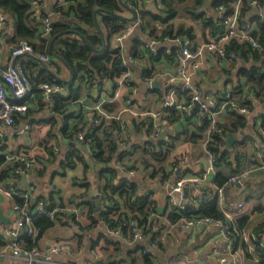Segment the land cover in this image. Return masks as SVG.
<instances>
[{
	"label": "crops",
	"instance_id": "1",
	"mask_svg": "<svg viewBox=\"0 0 264 264\" xmlns=\"http://www.w3.org/2000/svg\"><path fill=\"white\" fill-rule=\"evenodd\" d=\"M39 2L40 11L42 9L43 12L49 14L52 12V6L55 5L54 2L56 0H39ZM143 2L147 9L153 10L154 5L152 3L148 2V0H143ZM201 11L204 15L214 14V9L209 4ZM160 13L164 14L163 12ZM259 14L264 16V6L260 4L257 7H250L247 17L250 19L251 16H258ZM122 15L128 18L131 16V13L123 8ZM34 19L38 23V31L42 32L40 18L34 17ZM193 22L191 16L178 12L173 19L158 26L153 36L159 37L162 30H169L174 34L175 29L181 23L185 27L192 28V37L194 38L192 40V47H194V45H197L199 39L197 37L198 27L195 28L192 25L194 24ZM167 24H171V26L166 28ZM245 26V29H241L249 31L255 27L254 23L250 24L248 22ZM12 27V22L7 17V22L3 27L4 33H0V65L2 66L12 61L20 62L25 56L20 55L16 58L10 56L11 47L15 45V43L12 45L13 41L10 38L13 33ZM167 37L166 35L163 40L157 41L156 49L164 48L168 50V48L178 47L182 44L180 39H184V36H181L177 40ZM149 39L150 37L141 34L140 30H136L123 41L121 49L124 54L134 51L143 55L146 52L143 44L148 42ZM44 56L47 60L41 61L37 56L38 60L47 64L50 62L48 71L51 75H55L53 73L55 65H52L51 62L56 63L58 61L51 55ZM263 61L264 57H258L248 62L241 61L242 63L238 66H235L233 63L219 65L213 56L206 55L202 59L200 67L193 71V86L199 90L202 97H210L214 101H218L224 95L229 94L231 99L235 100L237 104L244 101L252 102L253 110L244 114L236 111L226 112L220 117L219 121L221 123L228 124L233 120L234 115H245L247 122L243 128H238L234 132H227L223 136L221 149L226 150L228 155L225 159L218 162V166L213 167L214 170L208 173L206 179L200 184L199 189L195 190L192 185L184 186L181 189L183 193L182 198L192 203L195 207L201 202V199L207 200L210 196H214L217 200L218 208L223 214L227 213L230 216L232 232L234 231L236 236L243 233L235 241L233 252L246 264H258L264 261V248L256 243L250 235L251 230L257 229V227L264 223V171L259 168V160L264 158V148L260 151L259 156L255 153V146L261 144V133L264 130L262 128L264 105L257 101L258 98L262 99L264 97V85L257 77H253L256 69L262 66ZM152 63L158 70H172L175 67V63L172 64L164 58H158ZM65 72L66 70L64 72L61 71L63 78L60 81L66 86L71 84L72 74L66 72L65 75ZM35 75L36 72L33 74V77ZM70 77L71 81L69 83L63 82ZM132 83L133 89L121 88L119 91L121 96H130L132 104L135 107L160 108V103L165 97L167 89L164 81L158 80L154 82V86H147L140 80L138 70L132 67ZM91 84L90 88L80 90L77 82H73V89H78L79 97L77 101L71 102L72 107L70 111L73 113L72 116H65L66 113H50L49 108L45 106V103L50 101V97L46 98L41 94L42 101L40 102L33 91H31L29 98L26 99V104H30L29 113L27 115L25 114L26 112L16 114L13 125L0 127V156L7 158V156L14 153H23L34 158V163L30 169L25 174L19 175L17 181L14 182L15 186L29 190L31 201L29 211L34 212L32 201L36 200L37 196H45L44 201L49 203L47 205L60 203L65 207L63 213L58 214L55 219L50 220L51 226L40 233L41 236H39L36 242L39 247L47 248L52 243H55L54 239L57 236L60 237L64 234L60 229L70 232V242L65 240L58 242L64 245L66 249L55 257L53 264H106V255L113 251L112 245L107 244V241L116 239L126 245L121 239L109 236L106 233L107 229H111L107 220L103 221L100 217H96V214L99 215L107 205L105 201L106 193L102 192L101 189L107 185L108 181L106 179L109 174L105 173L103 178L99 180L94 173H90L89 180L83 183L78 182L75 179L83 177V163L74 162L75 164L72 166L65 160V154L73 149H85L88 153H92L96 149V147H87L85 143L78 142L75 139L71 141L66 139L68 133L73 131L74 128L86 132L91 126L92 119L90 115L84 112V115L80 119H77V116H75L76 113H83L81 102H94L106 98L108 100L103 104V109L109 111V109L115 107L114 103L110 101V92L115 91L116 86L113 88L110 81L104 78H96ZM105 89H108L110 92H106ZM187 92L192 96L191 91ZM67 93L68 89L63 87L61 95L64 96ZM187 97L189 95H179L175 99L183 104H189L190 99L187 102ZM165 110L163 109L161 120H158L156 127L151 122L148 123V121L140 124L139 120L129 119L122 131L127 136L125 144L123 146L118 144L120 140L117 137V132L114 134L113 140L111 139L113 142L111 146L116 144L117 153H129L130 157L127 161V166H123L130 170L133 169L134 172L133 175H129L127 178L137 185L141 184L142 187H138L140 191L150 190L149 200L157 203L155 213L151 215H155L156 220L165 225V229L161 231L160 237L153 230V225L158 224V221H149L148 217L146 220L149 224L147 226L146 239H150L152 236L149 237V235L153 233V236L155 234V238L159 239L160 243L159 249L153 250L156 254L153 261L154 264H178L185 259L190 264H217L215 252L226 237L218 236V228L216 226L199 225L193 229H188L183 226L179 218L175 221L170 219L169 213H173L172 210L176 209L172 205L175 199L167 195L168 193L164 191L165 189L161 191L162 188L166 187L159 185V178L153 177L154 179H152V177H149L150 167L147 172L141 170V166H144L146 163L138 160L140 153L135 151V148L140 149L139 145L141 144L147 149H151L150 152L158 153V156L163 155L160 158H164L161 166L166 174L171 172V176L175 175L176 170L179 168V176H197L208 167L207 138H210V134L207 131L208 124L206 128L197 104L193 103L186 111L173 109L174 113L179 116L174 122L170 120L171 113L165 115ZM52 115L55 117L53 124L50 122ZM64 127L67 129L66 136L61 133V129ZM200 127H203V129L201 130ZM163 131L165 132L161 136L160 134ZM146 133H148V136ZM191 133L201 136V139L189 142L187 136ZM228 133L234 136V142L229 149L225 146V139ZM172 136H177V138H173V142L168 147ZM107 143L109 144V142ZM54 147L56 148L55 150L53 149ZM101 148L107 150V144L101 142ZM49 150L53 151V155H49ZM38 159L49 160L50 162L42 164ZM53 160L55 162H52ZM7 163L9 162L5 161L4 165ZM121 165L118 164L114 167L121 172L122 177L126 178L120 169ZM89 170L92 171L91 169H87L88 172ZM240 170H248V177L242 183L227 184L225 182L222 194L218 195L216 192L217 185L215 184L216 174L221 172L227 180L230 175ZM40 171H42L41 174L38 173ZM24 175L27 177V183L25 186H22L21 181ZM119 178V176L113 177L112 180L119 181L117 180ZM183 189L184 191H182ZM201 192L205 194L203 198H200ZM96 199L98 200L97 202H95ZM115 200L118 206L115 205L106 213V219H114L113 221L117 222V226L123 217L129 216V213L119 197L115 196ZM91 204L94 207L91 210L92 212L90 211ZM239 204L241 205L239 206ZM12 205V200L0 195V216L4 221H0V226H10L13 224L15 214ZM83 206L86 209L82 210ZM133 214L141 215L139 210L138 212H133ZM92 220L95 221L94 224H92ZM240 220L242 223L241 227L238 223ZM238 227L243 229H238ZM77 234L83 235L79 241H83L84 238L85 241L78 243ZM129 236L128 230L124 237L128 238ZM25 243L31 246V241L26 239L24 235L21 238V246L24 247ZM137 254L140 255V252L137 251ZM0 264H25L24 261L13 259L9 256V253L5 250V239L1 236Z\"/></svg>",
	"mask_w": 264,
	"mask_h": 264
},
{
	"label": "trees",
	"instance_id": "2",
	"mask_svg": "<svg viewBox=\"0 0 264 264\" xmlns=\"http://www.w3.org/2000/svg\"><path fill=\"white\" fill-rule=\"evenodd\" d=\"M249 1L250 0H241L238 27L245 29V24L247 22L250 24L254 23L255 27L253 30L251 29L250 35L257 41L260 47L253 48L247 42L238 43L236 40L231 39L228 42L227 47L229 50L236 52L239 56V65L242 62H248L251 59L255 60L258 57H264L261 50V47L264 46V19L254 15L248 19L249 17H247V14L250 11ZM125 2V5L129 6L134 11H137L138 19L143 24L138 30H140V33L144 36L150 37L151 40L156 42L158 40H163L166 35L168 36L167 38L175 40L181 36H186L191 42H193L192 40L194 38L192 37V28L185 27L181 23L175 29L174 34H172L173 32L169 30H162L159 37H154L153 35L155 34L158 26L173 19L178 12L191 16V19L194 21L193 23H199L202 29H208L214 33L220 32L223 30V27L213 24V14L204 15L201 10L209 4L212 9L222 7L224 14L227 15L231 13L236 0H155V2H151L152 5H154L153 10L147 9L143 0H126ZM257 2L261 6H264V0H257ZM54 3L55 5L52 6V12L49 14L43 12L41 9L42 17L48 15L52 20V29L47 34L38 31V23L36 22V19L31 17L32 7L29 5L27 0H0V10L8 17L10 22H12L13 33L10 38L13 41L12 45L14 43L15 45L11 47V50L16 46L19 40H26L32 46L33 53L25 54L23 60L20 61L25 76L27 77V81L31 86V91H33L36 98H38L41 102L42 98L40 95L42 94V91L39 88L40 85L51 82L52 77L56 76L58 78L56 83L67 88L68 93L64 96L58 93L52 94L50 96V101H48L49 104L46 102L45 106L49 108V111L52 114L66 113L65 116H72L73 113L70 111L72 107L71 102L77 101L79 97L78 89H73V82H77L78 88H80V90H84V88H90L92 86L91 82L95 81L96 78H104L109 80L110 84L114 88L117 84L116 81L126 71V68L121 65V61L124 56L123 50L110 48V38L119 31V22L122 21V17H124L122 15L123 7L117 0H62L61 3ZM96 9H99L96 14L98 25H96L94 18V11ZM160 12H163L164 14L162 15ZM170 26L171 24H167L166 28H169ZM180 46L181 45L178 47L168 48V50H165L164 48L156 49L157 59L164 58L168 62L174 64L176 62V55ZM132 53L135 58L143 57L142 54H139L138 52L132 51ZM39 55H51L58 61L56 63L51 62L52 65H55L56 70L54 69L53 72L55 75H51L48 71L50 62L47 64L39 61L37 57ZM154 59V57H149L150 62L157 60ZM64 70L72 74V82L66 86L60 81L63 78L61 71L64 72ZM35 72L36 75L33 77ZM253 77H257V79L264 85V61L262 66L256 69ZM179 95H189V97H187V102L191 96L187 91H178L176 96ZM231 101L234 103L235 108H244L246 113L253 110L252 102L244 101L237 104L235 100ZM257 101L258 103H262L264 105V97L262 99L258 98ZM114 110L115 107L109 109V111ZM29 111L30 104L28 103L25 114L27 115ZM164 112L165 115L167 113H171L170 120L173 122L179 117L174 113L173 109H166ZM233 117V120L228 124L218 121L217 127L220 132L210 134V141L207 143V149L215 158L214 166H218V162L225 159L228 155L226 150L223 148L221 149L223 145V136L227 132H234L238 128H243L246 125L247 119L245 115H234ZM54 121L55 117L52 115L50 122L53 124ZM204 122L207 128V121L204 120ZM262 128H264V118L262 121ZM200 129L202 130L203 127H200ZM66 130L67 129L65 127L61 129V133L65 134V136ZM78 131V129L74 128L73 131L68 133L66 139L71 141ZM99 131L101 132L99 133ZM117 131L118 124L116 122H111L108 125L101 127V129L95 128L92 132H88L84 138L86 144H92V147H96L94 152L88 153L85 149H73L69 153L65 154V160L72 166L75 164L74 162L83 163V177L81 179H75V181L78 182L83 183L84 181L89 180L90 173H94L99 180L103 178L105 173L109 174L106 179L108 183L103 189H101V191L105 192L106 196L113 201V205L107 211L103 210L99 215L96 214V217H100L103 221L107 220L111 229H119L120 234L124 236L129 230L124 223H127L129 219L136 220L138 225L148 226L149 224L146 222L147 217L149 221H152L150 220V217L151 214L155 213L157 203L149 200V195L151 194L150 190L140 191L138 187H142L141 184L137 185L127 177H122L121 172L115 169L114 166L118 164L127 166L126 164L130 157L128 152L117 153L116 144L111 146L113 145L112 140L114 134H116ZM146 135L148 136V133H146ZM173 138H177V136H172L168 143V147L170 146L169 144L173 142ZM187 138L189 142H192L197 139H201V136H196L194 133H191L187 136ZM101 142H105L107 144V150L101 148ZM107 142H109L110 146ZM139 146L140 149L138 150V148H135V151L140 153L138 160L146 163L142 164H144V166L148 169L150 167L151 171L149 173V177H152V179L159 178V182L171 179V172L166 174L161 166L164 158H160L163 155L161 154L158 156V153L150 152L151 149H147L142 144ZM49 155H53L52 150H49ZM38 160L42 164L50 162L49 160ZM52 162H55V160ZM4 164L5 158L0 156V183H5L10 178L11 170L18 166L17 162L7 163L6 165ZM87 169H91L92 171L89 170L88 172ZM38 173L41 174L42 171ZM117 176L120 177L117 179L119 181H113L112 178ZM225 182L226 177L221 172H218L215 177V184L217 187H221ZM209 194L211 193L209 192ZM133 195H135L136 198L131 201L130 198ZM200 195V198H203V195L205 194L201 192ZM115 196L119 197L123 201L124 207L129 213V216L123 217L117 226V222L113 221L114 219H106V213L109 212L115 205L118 206ZM51 197L52 196L50 194V198ZM36 199L45 200V196H37ZM16 202L20 203V200L17 199ZM49 206L50 205H47V207ZM93 208V204H91L90 211ZM138 210L141 215L133 214V212H138ZM172 212L173 213H169V218L173 221L178 218L180 220L182 215L190 218L203 217L212 220H221L224 217L223 212L218 208L217 200L214 196H210L207 200L201 199V202L198 203L197 207L190 203L187 209L181 210L176 208L173 209ZM50 222L51 221L46 217H39L36 220V225L41 227L40 233H42L44 229L51 226ZM94 223L95 221L92 220V224ZM238 223L241 227V220L238 221ZM263 227L264 223L257 227V229L251 230L250 234L259 236ZM238 229L243 228L238 227ZM40 233L38 238L41 236ZM238 233L240 232L238 231ZM76 236L79 241L80 237L83 235L77 234ZM149 237H151L150 239H154L157 249H159L160 243L159 239L155 238L156 235L154 234L153 236L152 233ZM259 239L260 238L258 237L254 241L258 243ZM84 241L85 238L83 241L80 240L78 243H82ZM25 244V248H31L33 245L32 243L31 246ZM107 244L112 245L113 251L106 255V264H154L153 261L156 257L154 251L150 254H144L140 251L138 245L128 247L116 239L107 241ZM137 251L140 252V255L137 254ZM258 264H264V261Z\"/></svg>",
	"mask_w": 264,
	"mask_h": 264
},
{
	"label": "built area",
	"instance_id": "3",
	"mask_svg": "<svg viewBox=\"0 0 264 264\" xmlns=\"http://www.w3.org/2000/svg\"><path fill=\"white\" fill-rule=\"evenodd\" d=\"M29 5L33 8L31 17H40V28L44 34H47L52 29V20L50 16L42 17L40 11L39 0H27ZM123 3L126 0H121ZM154 0H148L153 2ZM61 3L62 0H56ZM126 3V2H125ZM257 0H250L249 7H257ZM241 0H237L233 5L231 13L225 15L222 7L214 9L212 15L213 24L216 26H222L223 30L220 32H212L208 29H202L199 23L192 24L195 28L198 27V43L192 47V43L188 37H184L183 42L177 51L176 62L172 70H158L149 61V57L156 56V45L157 42L149 39L148 42L143 44V48L146 49L142 58H135L132 52H126L121 61V65L126 68L124 74L116 81L115 91L110 92L105 89L106 92H110V101L114 103V111H106L103 109V104L108 100L102 98L97 101H85L81 102L83 113H76L77 119H80L84 112L91 116L92 122L88 131H78L74 138L78 142L85 143L87 147H92V144H86L84 138L88 132H92L95 128L101 129V127L108 125L111 122L118 124V139L120 140L121 146L125 144L127 139L126 133H122L129 119H136L140 121V124L148 121L153 126L158 125V120H161L163 109H179L186 111L193 103L197 104L198 110L204 120L207 121L209 134L214 132L219 133L217 123L220 117L226 112H239L240 114L246 113L244 108H235L234 103L231 101V96L226 94L219 99L214 101L210 97H202L201 93L197 88L193 86L192 73L195 69L200 67L202 59L206 55L213 56L215 61L222 65L224 63H233L235 66L239 65L240 59L236 52L229 50L227 47L228 42L231 39L236 40L238 43L247 42L253 48L260 47L256 40H254L250 32L251 30H243L238 27L239 14H240ZM136 20L130 22L122 19L119 22L120 29L110 38L111 49H121V44L125 39L131 36L136 30L142 27V22L138 19L137 11ZM261 19L264 16L258 15ZM7 22V16L0 10V33H4L3 27ZM122 50V49H121ZM262 53L264 54V46L261 47ZM33 53L32 46L26 40H19L16 46L10 51V56L16 58L20 55ZM41 61L47 60L45 56H38ZM132 67L138 70V76L143 84L150 86L152 83L162 80L165 82L167 89L165 91V97L160 103V108H148L145 106L135 107L132 104L130 96H121L119 91L121 88L133 89L132 83ZM52 81L49 83H43L40 85L41 93L44 97L48 98L52 94H61L63 87L58 85L56 76L52 77ZM178 91H191L192 96L189 104H183L176 101L175 97ZM31 94V86L27 81L23 67L20 62L12 61L2 66L0 65V127L11 126L15 122L16 114H23L27 109V101ZM22 100V101H20ZM210 141V138H207ZM206 141V142H207ZM122 143V144H121ZM264 148V130L261 133V144L255 146L256 155H260V151ZM56 149L55 147L53 148ZM208 154V167L203 170L201 174L197 176H176L173 175L169 180H162L159 182L161 187L170 188L171 191H178L179 198L183 200V203L179 205L173 202L172 205L181 210H185L189 207V202L185 201L182 196L181 189L184 186L192 185L195 190L199 189L200 184L206 179L209 172L214 169L215 158ZM6 162L18 163V166L11 170L10 178L5 183H0V195L13 201L12 209L15 214L13 224L10 226H0V236L5 239V250L9 253V256L13 259H19L25 262V264H53L55 257L60 255L66 247L61 243L55 242L49 245L47 248H41L36 245L38 235L41 231V227L36 225V220L39 217H46L49 220H53L60 213H63L65 207L63 204L56 203L47 207V203L44 200L32 201L34 205V212L29 211L30 192L28 189H22L15 186L14 182L17 181L19 175L26 173L28 169L34 163V158L27 156L23 153H14L5 158ZM259 168L264 171V158L259 160ZM120 169L123 174L128 177L133 175L134 170L125 168L121 165ZM143 172H147L149 169L145 166H141ZM248 170H240L230 175L226 183H242L248 177ZM14 185V186H13ZM223 191V185L216 187V192L221 195ZM106 196V195H105ZM136 198L135 195L131 197V200ZM19 199L20 203L15 200ZM106 206L104 211H107L112 205L113 201L105 197ZM35 202V203H34ZM241 204H239L240 206ZM86 209L83 206L82 210ZM224 217L221 220H212L209 218L197 217L190 218L185 215L180 217V221L183 226L188 229H193L199 225L216 226L218 228V236L226 237L223 240L220 247L216 250L215 256L217 264H246L243 262L238 255L234 254L233 248L235 241L240 235L236 236L235 232H232V222L230 216L227 213L223 214ZM150 220H156L155 215H151ZM158 224L153 225V230L158 237L161 235V231H164L165 225L159 220ZM129 229L130 236L128 238L120 234V230L107 229L106 233L109 236L121 239L126 245L134 246L138 245L139 249L144 254H150L153 250L157 249L154 239H146L147 226L138 225L136 220L129 219L127 223H124ZM26 237L33 244L31 248H25L21 246L22 236ZM251 235V234H250ZM263 235V237H262ZM255 240H258V244L264 248V227L262 228L261 234L251 235ZM244 237V235H243ZM181 264H190L185 259L179 262Z\"/></svg>",
	"mask_w": 264,
	"mask_h": 264
},
{
	"label": "water",
	"instance_id": "4",
	"mask_svg": "<svg viewBox=\"0 0 264 264\" xmlns=\"http://www.w3.org/2000/svg\"><path fill=\"white\" fill-rule=\"evenodd\" d=\"M117 1L124 9H126L127 11H129L131 13L130 17H128V18L122 17V19L128 20L130 22H134L136 20V14H135L134 10L132 8H130L129 6L125 5L121 0H117ZM98 11H99V9H96L94 11V18H95L96 25H98L97 19H96V14ZM180 42H183L182 38L180 39ZM70 81H71V77L68 80H64L63 82L69 83ZM151 86H154V83H152ZM164 132L165 131L161 132L160 135L162 136L164 134ZM233 142H234L233 134L228 133L226 136V139H225V146L229 149L232 146ZM179 167H180V165H179ZM183 169H184V167H183ZM179 174H180V168L177 169L175 172L176 176H178ZM26 183H27V177L24 175V176H22L21 184H22V186H25ZM162 190L166 191L168 193V194L166 193L167 195L172 196L175 199V202L178 203L179 205H181L183 203V200L179 198V192L178 191H171L169 187L168 188H162L161 191ZM182 191H184V189ZM97 201L98 200L96 199L95 202H97ZM0 221L4 222L3 219L1 218V216H0Z\"/></svg>",
	"mask_w": 264,
	"mask_h": 264
},
{
	"label": "rangeland",
	"instance_id": "5",
	"mask_svg": "<svg viewBox=\"0 0 264 264\" xmlns=\"http://www.w3.org/2000/svg\"><path fill=\"white\" fill-rule=\"evenodd\" d=\"M60 231H62L64 234L61 235L60 237L57 236V238L54 239V242H60L62 240H65L67 242H70V237H71V234L70 232L64 230V229H60ZM178 264H181V263H178Z\"/></svg>",
	"mask_w": 264,
	"mask_h": 264
}]
</instances>
